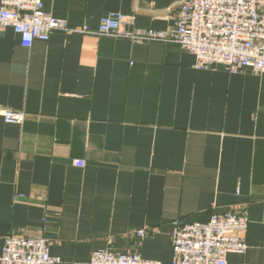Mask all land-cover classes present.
<instances>
[{
    "label": "crops",
    "instance_id": "1",
    "mask_svg": "<svg viewBox=\"0 0 264 264\" xmlns=\"http://www.w3.org/2000/svg\"><path fill=\"white\" fill-rule=\"evenodd\" d=\"M180 1L43 0L74 30L31 47L0 30V109L26 114L0 113V253L22 233L61 264L101 249L171 264L176 222L247 212L248 248L228 264H264V73L80 31L110 11L133 15L129 30H166Z\"/></svg>",
    "mask_w": 264,
    "mask_h": 264
},
{
    "label": "built area",
    "instance_id": "2",
    "mask_svg": "<svg viewBox=\"0 0 264 264\" xmlns=\"http://www.w3.org/2000/svg\"><path fill=\"white\" fill-rule=\"evenodd\" d=\"M133 15L110 11L96 29L82 32L99 36L124 37L135 42H173L195 55L197 68L222 64L236 73L250 68L264 73V0H181L176 23L166 30L127 29ZM13 28L22 44L31 47L36 39L48 40L54 31H73L64 19L44 9L43 0H1L0 30ZM7 123L21 124L24 111L0 109ZM247 212L214 214L207 222H176L171 234V264H228L229 253H244L248 244L238 232L248 228ZM139 237L145 230L137 232ZM0 264H61L52 256L43 235L13 233L5 237ZM89 264H163L137 253L95 250Z\"/></svg>",
    "mask_w": 264,
    "mask_h": 264
}]
</instances>
